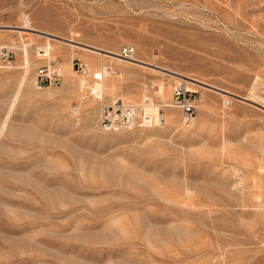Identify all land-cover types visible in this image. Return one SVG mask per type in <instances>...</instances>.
<instances>
[{"label": "rangeland", "instance_id": "1", "mask_svg": "<svg viewBox=\"0 0 264 264\" xmlns=\"http://www.w3.org/2000/svg\"><path fill=\"white\" fill-rule=\"evenodd\" d=\"M125 45L142 62L98 53ZM3 51L0 264H264V0H0ZM166 70L209 84L191 122ZM115 101L164 123L105 130Z\"/></svg>", "mask_w": 264, "mask_h": 264}, {"label": "built area", "instance_id": "2", "mask_svg": "<svg viewBox=\"0 0 264 264\" xmlns=\"http://www.w3.org/2000/svg\"><path fill=\"white\" fill-rule=\"evenodd\" d=\"M120 57L125 60H131L135 55V48L130 45L122 46L119 51ZM2 62H8L12 59L10 51H3L0 54ZM72 66L76 71L84 72L85 64L79 60L73 59ZM60 67L54 61H49L46 65H40L36 70L35 83L39 87L56 86L62 80ZM196 91L189 89L185 82L179 81L172 86V98L174 106L181 109L183 121L188 123L195 114V102L197 100ZM141 107V105L139 106ZM133 107L130 104L122 102L115 104H101L100 106V124L105 130H118L124 127L140 126L151 127L160 124L163 121L162 114L150 116L142 113L137 115V111H143L142 108Z\"/></svg>", "mask_w": 264, "mask_h": 264}, {"label": "bare ground", "instance_id": "3", "mask_svg": "<svg viewBox=\"0 0 264 264\" xmlns=\"http://www.w3.org/2000/svg\"><path fill=\"white\" fill-rule=\"evenodd\" d=\"M29 18H27V16L26 17H24V20H23V26H20V27H17V32L18 33H20L21 34V46H20V58H21V60H22V64H21V66H23L24 67V70L25 71H27V67H28V64H29V62H30V57H29V49H28V47H30L31 45H32V43L31 42H27L26 41V39H25V36H24V38H23V36H22V34H27V33H29L30 31H33L34 29L30 26V22H29V20H28ZM27 30H30V31H27ZM49 35V34H48ZM67 41H69V42H73L74 44H80V43H78V42H75V41H73V40H67ZM8 45V44H7ZM10 46V45H9ZM15 46V45H14ZM18 46V45H17ZM28 46V47H27ZM77 46V45H76ZM85 46H87V47H89V48H94V47H92V46H88V45H85ZM7 47V46H6ZM13 47V46H12ZM16 48V47H15ZM97 49V48H96ZM97 50H99V49H97ZM101 51H104V52H108V53H110V54H105L104 52H98L100 55H102V56H104V55H107V56H110V57H113V58H115V59H117V60H119V61H128V62H142L141 60H139L138 58H133V59H131V60H125V59H122L121 57H119V54L117 53V52H112V51H108V50H101ZM72 63V62H71ZM72 65V64H71ZM102 67H100L101 69H100V73H101V75H105V74H108V73H110V72H108L107 70H106V67H103V65H101ZM73 67V66H72ZM66 70H67V67L65 66L64 67ZM60 71H61V69H60ZM68 71V70H67ZM73 71V73H75L76 72V70L74 69V70H72ZM167 72L169 71V70H166ZM170 73H171V75L173 76V77H175V78H180L181 80H183V82H185V84L186 83H189V84H192V85H197V86H200V87H203V88H207V86H209V84H207V83H205V82H203V81H200V80H198V79H196V78H192V77H188V76H183V75H181V74H179V73H177V72H175V71H169ZM179 80V79H178ZM86 82H88V81H86L84 78H80L79 80H78V84L80 85V87H85V85L87 84ZM187 85V84H186ZM89 86V85H88ZM103 87V83L101 84V88ZM215 88V87H214ZM90 91L92 92V94H95L96 93V89L95 88H90ZM154 92V94L156 95V96H158V98H160V99H162V100H164L165 99V94H166V92H167V84L165 83V82H160V83H157V85H155V90L153 91ZM97 95H101V94H99V93H97ZM247 99V98H246ZM102 100V99H101ZM227 102V101H226ZM115 103H118V102H113L112 104H115ZM101 104H104V102H102ZM172 104H173V102H172ZM174 105V104H173ZM173 105H171V104H167V103H164L162 106H173ZM147 106H149L148 104H146V103H144V104H142V107H147ZM133 107H135V106H133ZM143 109V108H142ZM160 109L162 110V108L161 107H159L158 109H157V113L155 114V115H151L150 114V116H154V117H157L158 116V112L160 111ZM147 112V111H146ZM163 112V111H162ZM141 113H142V111H137V115H140V116H142L141 115ZM162 117H163V121L160 123L161 125L164 123V114L162 113ZM165 120H166V123H168V124H171V125H174V124H176L177 123V114L174 112V111H167L166 112V114H165ZM193 119V118H192ZM192 119H191V121H192ZM190 121V122H191ZM4 124H5V122L2 124V127L1 128H3L4 127Z\"/></svg>", "mask_w": 264, "mask_h": 264}]
</instances>
